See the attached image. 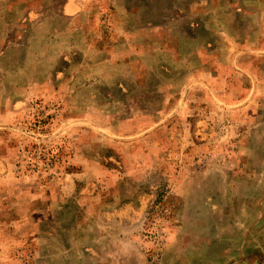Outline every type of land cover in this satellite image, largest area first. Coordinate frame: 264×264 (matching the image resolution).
<instances>
[{"label": "rangeland", "instance_id": "rangeland-1", "mask_svg": "<svg viewBox=\"0 0 264 264\" xmlns=\"http://www.w3.org/2000/svg\"><path fill=\"white\" fill-rule=\"evenodd\" d=\"M0 0V264H264V0Z\"/></svg>", "mask_w": 264, "mask_h": 264}, {"label": "crops", "instance_id": "crops-1", "mask_svg": "<svg viewBox=\"0 0 264 264\" xmlns=\"http://www.w3.org/2000/svg\"><path fill=\"white\" fill-rule=\"evenodd\" d=\"M85 8V2L82 0H65L62 13L66 17H74L80 14Z\"/></svg>", "mask_w": 264, "mask_h": 264}]
</instances>
